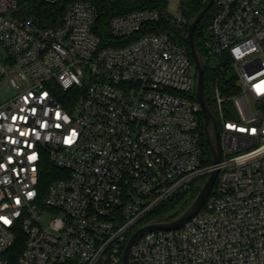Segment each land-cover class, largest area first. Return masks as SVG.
<instances>
[{
    "label": "built area",
    "instance_id": "2783aa9c",
    "mask_svg": "<svg viewBox=\"0 0 264 264\" xmlns=\"http://www.w3.org/2000/svg\"><path fill=\"white\" fill-rule=\"evenodd\" d=\"M212 6L202 46L216 164L181 8L114 15L107 42L89 1L42 27L14 17L17 0H0V77L16 89L0 102V264H124L131 233L215 169L202 209L139 237L129 264H264V0Z\"/></svg>",
    "mask_w": 264,
    "mask_h": 264
},
{
    "label": "trees",
    "instance_id": "16d2710c",
    "mask_svg": "<svg viewBox=\"0 0 264 264\" xmlns=\"http://www.w3.org/2000/svg\"><path fill=\"white\" fill-rule=\"evenodd\" d=\"M18 8L14 14L15 18L18 19H33L38 25L44 27H57L59 26L65 14V10L70 3L81 1V0H56L54 2H47L45 0H17ZM94 4L99 12V19L95 26L97 31L104 41H110L108 23L111 17L117 14L127 13L133 10L144 9V8H157L163 10L165 7L164 0H85ZM209 0H185L182 5L183 13L188 19L195 16L208 2ZM213 12L211 7L204 18L198 23L195 29V41L197 48L205 60V75H204V90L205 95L209 103L210 89H211V78L213 72L209 69V61L206 56V52L202 46V39L204 36L205 29L210 21ZM186 47L190 50L189 40L186 39ZM190 56L193 58L191 53ZM206 142V139H205ZM206 148L209 149L207 142L205 143ZM55 168L50 166L45 177L42 178L43 184L47 185L50 181L55 179L53 175ZM207 176H201L193 179L184 191L178 192L169 200L167 204L159 207L153 212L148 219L155 221H169L181 214L188 205L193 201L202 185L204 184ZM23 248V234L20 233L17 242L13 249L16 254L21 252Z\"/></svg>",
    "mask_w": 264,
    "mask_h": 264
},
{
    "label": "water",
    "instance_id": "95a60500",
    "mask_svg": "<svg viewBox=\"0 0 264 264\" xmlns=\"http://www.w3.org/2000/svg\"><path fill=\"white\" fill-rule=\"evenodd\" d=\"M213 2L214 0H209L206 3V5L195 16H193L190 19L188 26V36L190 43V53L193 56L197 70L196 94L202 107L204 128L207 133V141L213 154V162L216 164L221 160L222 157L221 144L217 132L216 119L212 113V110L210 108L204 90L205 60L200 54L195 41V29L198 23L204 18L208 10L211 8ZM217 175H218L217 169L213 170L209 174V176L205 180L204 184L202 185L196 197L188 205V207L177 217L169 221H159V222L149 223L139 227L137 230L132 232L124 248V252H123L124 264H129L131 248L134 242L143 234L154 230H173L180 228L188 220H190L195 214H197L204 206L213 188Z\"/></svg>",
    "mask_w": 264,
    "mask_h": 264
},
{
    "label": "rangeland",
    "instance_id": "374dc122",
    "mask_svg": "<svg viewBox=\"0 0 264 264\" xmlns=\"http://www.w3.org/2000/svg\"><path fill=\"white\" fill-rule=\"evenodd\" d=\"M184 1L185 0H164L165 7L163 10L171 15H174L179 11L180 8L182 9V5ZM8 56L9 54L7 49L0 43V64L3 67L8 64ZM211 62H213V60ZM228 75H230V73H228ZM15 94H16V89L10 84L8 75L7 74L2 75V77H0V102L7 101L8 99L12 98ZM211 161L212 158L210 157L206 161V163H210ZM189 183L187 184V186L189 185ZM184 190L185 188L183 187L179 190V192H182ZM48 221H49V216L46 215L45 218L43 219V222L46 224Z\"/></svg>",
    "mask_w": 264,
    "mask_h": 264
}]
</instances>
